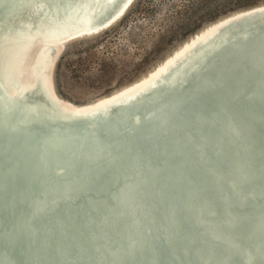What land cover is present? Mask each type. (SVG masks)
Returning <instances> with one entry per match:
<instances>
[{"label": "bare ground", "instance_id": "bare-ground-1", "mask_svg": "<svg viewBox=\"0 0 264 264\" xmlns=\"http://www.w3.org/2000/svg\"><path fill=\"white\" fill-rule=\"evenodd\" d=\"M135 2L136 0H119L108 16L86 25L75 22L63 26L61 19L57 23L54 22L58 17L40 16L39 11L43 8L38 7L30 14L31 16L24 17V23L28 30L40 32L27 34L19 27L12 26L0 38V72H8L6 67L2 66L10 58L13 59V63L16 59L20 64L19 74L22 83L27 85L36 76L33 74L36 67L35 59L41 57L39 63L44 69L42 75L45 76L46 83L60 103L76 109L98 106L130 92H136L149 80L152 81L156 76L164 74L165 71H160L164 68L170 70L172 60L188 49L192 52V46L223 24H228L250 12L264 9V3L252 5L205 25L137 79L107 95L76 103L58 94L54 83V68L67 43L112 28L127 15ZM50 7L51 10L54 9L53 5ZM230 40L233 44H241L237 37H232ZM204 73L205 70L201 67L198 74L189 71L185 76H180L172 72L165 76L163 82L174 89L167 94V98H172V94L183 93L187 82H193ZM199 96V94L195 95L196 98ZM213 99L217 97L214 96ZM253 101L249 98L248 103L256 105ZM262 107L264 108V104ZM219 108L204 107L195 111L199 117V128L217 136V141L228 150L226 153L205 150L209 157L208 168L213 169L215 164H219L234 179L239 173L241 162L244 161L254 172L251 180L258 179L264 182V148L259 149L256 156L250 157L245 148V141L235 133L237 125H243L245 129L253 131L254 124H261L262 120L255 117L252 120L254 123H250L233 112L224 114ZM117 111L119 110H115ZM120 115L119 111L117 117ZM98 120L100 121L101 118ZM82 121L90 123L89 119ZM113 121L115 122L114 119ZM37 125L44 130L49 128L47 122ZM185 125L188 126V123L185 122ZM30 135L26 130L12 133L6 126L0 125V264H48L39 260L35 248L29 245L30 234L28 225L24 221L28 217L33 218L29 227L58 226L68 234L64 240H53L42 232L38 234L42 244L38 248L45 253L49 264H106L96 254L101 244V235L107 239L110 247H118L120 251H123V245L113 244L114 237H124L128 243L133 244L135 249L133 254L121 253L122 257L131 264H243L241 256L235 252L230 253L228 246L264 244V227H262L264 205L248 200L247 206L241 209L239 203L228 199L229 192H240L235 182L231 183L218 172L215 181L206 178L203 174V164L195 155L188 152L171 153L159 142V136L148 135V132L141 136L146 140L147 145H153L151 151H146L145 147L136 143L138 138L125 133L118 124L114 126V131L109 136L99 134L94 142L96 148L107 145H127L128 148L123 156L110 162L93 160L99 168L98 175L93 176L78 168L66 149L47 155L29 153L23 145H15L13 142V137L26 142ZM165 136L173 139L172 130L166 131ZM262 138L264 139V135ZM35 149L41 151L39 143L35 144ZM83 155L90 157V153L85 148ZM155 156H159L161 162H158ZM53 158L70 166L64 176L55 175ZM125 165L131 170L145 169L148 174H152V177L147 175L140 178L133 171L126 172ZM159 167H164L166 174L159 172ZM116 178L128 181L129 192L138 195L147 204L148 209L135 211L124 206V198L113 188ZM172 180L179 181L180 187ZM188 182L199 185L198 195L188 189ZM41 191L46 195L44 199L38 196ZM62 196L73 200L74 206L67 202L52 203V199ZM218 196L227 199L229 218L224 216L225 209L217 199ZM93 203L100 204L102 210L92 211ZM113 206L123 211L125 218L123 222H116L111 216L110 209ZM10 208H15L17 212H11ZM40 209L44 210L42 216L37 215ZM241 214L247 215L249 221H243ZM139 215L153 217L154 226L137 223L136 218ZM66 217H74L79 223L92 226L96 220H101L115 229L101 230L100 234L84 235L73 225L63 222V218ZM208 226L213 228L209 230ZM51 243H56L60 248L75 255V260L62 259ZM89 251L90 253L87 254ZM108 261L109 264H118L115 258H109Z\"/></svg>", "mask_w": 264, "mask_h": 264}, {"label": "water", "instance_id": "water-1", "mask_svg": "<svg viewBox=\"0 0 264 264\" xmlns=\"http://www.w3.org/2000/svg\"><path fill=\"white\" fill-rule=\"evenodd\" d=\"M118 1L0 0V38L12 26L19 27L27 34L39 31L28 30L24 23V17L31 16L30 14L38 7L43 8L42 11H39L40 16L44 18L47 16L58 17L54 22L63 20L61 21L63 26L75 22L86 25L93 21L98 22L108 16ZM52 5L53 10L50 7ZM53 15L55 16L53 17ZM232 37H237L241 44H233L230 40ZM192 48V52L188 49L172 60V64H170L172 71L164 68L160 71H165L164 74L156 76L152 81L149 80L136 92H130L98 106L80 109L62 104L55 98L46 83L45 76L42 75L44 69L39 63L41 57H36V67L33 72L36 76L27 85L22 83L19 74V61L15 59L13 63V59L10 58L2 66L6 67L8 72H0V125L6 126L12 133L20 130L29 132L31 135L26 142L13 137L14 144L23 145L27 152L47 155L66 149L75 160L77 167L93 176H97L99 173V168L93 160L110 162L123 156L128 148L127 145H107L96 148L94 142L99 134L109 136L114 131V126L118 124L125 133L138 138L136 143L145 147L146 151H151L150 148L153 145H147L146 140L141 137L145 132H148V135L159 136V142L171 153L188 152L195 155L203 164V174L206 178L215 181L217 179L216 172H218L231 183L235 182L239 186L240 192H229L228 199L239 203L241 209L247 206L248 200L264 205V182L258 179L251 180V175L254 172L251 171L247 162H241L239 173L234 179L219 164H215L213 169L208 168L209 157L205 150L219 153H226L228 150L217 141V136L199 128V117L195 114V111L200 108L218 106L220 112L224 114L233 112L240 118L244 117V120H248L250 123H254L252 120L257 117L262 122L254 124L253 131L245 129L243 125H237L235 133L245 141V148L250 157L256 156L259 149L264 148V139L262 138L264 135V108L262 107L264 104V9L250 12V14L238 17L228 24H223L208 33ZM19 54L20 52L16 57ZM201 67L205 70L203 76L199 75L193 82H187L183 93L172 94V98H167V94L173 92L174 89L163 82L165 76L172 72L178 73L180 76H185L189 71L198 74ZM196 94L200 96L196 98ZM214 96L217 99H213ZM249 98L253 99L256 105L249 104ZM115 110H119L121 115L117 117L119 111L115 112ZM98 118L101 120L99 121ZM83 119H89L90 123H83ZM42 122H47L48 130L37 125ZM185 122L188 123V126L185 125ZM170 129L173 132V139L165 136V132ZM37 143L41 146V151L35 149ZM83 148L90 153L89 158L83 155ZM155 157L158 162H161L159 156ZM53 159L55 175L64 176L70 166L59 162L57 158ZM159 169V172L166 174L164 167H159ZM124 170L126 172L133 171L140 178L147 175L152 177V174H148L145 169L131 170L129 166L125 165ZM172 182L180 187L179 181L172 180ZM71 186L75 187L74 184ZM187 186L191 192L199 194L200 188L197 183L188 182ZM128 187L129 183L125 179L116 178L114 180L113 188L118 190L124 198V206L135 211L148 209L147 204L138 195L130 193ZM38 196L41 199L46 197L43 191L39 192ZM217 199L225 209L224 216L229 218L227 199L224 196H218ZM51 201L53 204L67 202L74 206L73 200L65 196L54 198ZM102 208L100 204H91L92 211H100ZM10 211L17 212L15 208H10ZM43 214L44 210H38V216ZM110 214L116 222H123L125 219L123 211L118 207L113 206L110 209ZM241 218L243 221H249V217L245 214H241ZM32 219V217L24 219L30 234L29 245L35 248V254L39 260L49 264L45 253L38 248L42 245L38 234L42 232L53 240H64L68 234L58 226L29 227ZM63 222L73 225L78 232L84 235L100 234L101 230L115 229L101 220H96L93 226L81 224L74 217L63 218ZM136 222L154 226L153 217L150 215H139ZM262 227H264V221ZM212 228L213 226H208L209 230ZM74 239L79 240L77 237ZM100 243L96 254L106 264H109V258H115L118 264H131L121 254L122 252L133 254L135 251L133 244L128 243L126 238L117 236L112 240L113 244H122L123 251H120L118 247H110L107 244V239L102 235ZM51 245L62 259L75 260V255L72 253L60 248L56 243H51ZM227 249L230 253L239 254L243 264H264V244L258 246L232 244Z\"/></svg>", "mask_w": 264, "mask_h": 264}, {"label": "rangeland", "instance_id": "rangeland-1", "mask_svg": "<svg viewBox=\"0 0 264 264\" xmlns=\"http://www.w3.org/2000/svg\"><path fill=\"white\" fill-rule=\"evenodd\" d=\"M264 0H136L112 28L67 43L54 68L58 94L82 103L148 71L190 35Z\"/></svg>", "mask_w": 264, "mask_h": 264}]
</instances>
